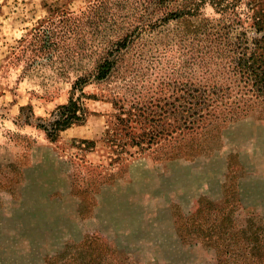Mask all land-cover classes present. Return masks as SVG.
Listing matches in <instances>:
<instances>
[{
    "label": "rangeland",
    "instance_id": "1",
    "mask_svg": "<svg viewBox=\"0 0 264 264\" xmlns=\"http://www.w3.org/2000/svg\"><path fill=\"white\" fill-rule=\"evenodd\" d=\"M173 6L152 0H0V264H44L83 243L103 245L129 264H215L211 249L180 239L178 221L195 222L196 208L231 202L233 192L245 213L264 218V118L248 116L218 133L202 134L199 125L196 136L181 139L173 129L180 128V115H162L160 125L175 131L176 145L163 137L155 152L113 160L111 148L137 149L117 128L111 95L168 98L187 74L199 73L185 65L182 27L175 20L146 27ZM236 10L246 18L244 1ZM61 12L86 18L65 37L69 49L31 63L22 40ZM204 12L218 18L209 4ZM123 32L134 41L119 68L103 81H89L83 96L72 91L76 70L90 72ZM69 97H80L85 121L50 141L36 123H45ZM29 110L37 120L26 124ZM136 126L132 132L139 133Z\"/></svg>",
    "mask_w": 264,
    "mask_h": 264
},
{
    "label": "trees",
    "instance_id": "2",
    "mask_svg": "<svg viewBox=\"0 0 264 264\" xmlns=\"http://www.w3.org/2000/svg\"><path fill=\"white\" fill-rule=\"evenodd\" d=\"M152 1L157 6L173 4V11L162 19H156L153 25L146 24V27L154 30L170 19L175 20L182 27L179 39L184 46L182 56L185 65L187 68L195 66L199 73L195 77L187 74L183 78L185 81L180 84L181 88L173 90V95L168 98L154 99V96H150L147 101L141 94L135 98L125 94L111 95V103L118 111L115 116L117 128L129 136L130 146L137 149L130 152L123 148L124 145L119 150L111 148V152L117 156L113 160H124V154L132 156L150 150L155 152L159 139L163 137L168 143L174 141L176 145L178 141L173 136L175 131L168 125H160L162 115H180V128L173 129L179 131L178 137L181 139L196 136L194 132L200 129L199 125L202 134V130L218 133L229 123L248 116L264 118V0ZM240 1H244L247 12L245 19H241L236 10ZM207 4L214 9L218 18H209L205 14ZM85 18V14L72 17L61 12L47 26L34 29L30 39L22 40L24 45L21 50L23 53L30 50L31 63L37 59L49 60L50 57L60 56L69 49L65 45V37L70 35L73 28L77 29ZM147 20L153 21L150 18ZM130 34L123 32L117 41L107 46L104 56L94 62L90 72L79 67L71 90H77L83 96V87L89 81H103L113 74L122 63L123 53L134 41ZM122 80L129 82L124 78ZM232 92L235 93L231 99L228 95ZM80 97H69L67 103L57 107L45 123H36V128L42 130L50 141H54L59 133L83 123L86 109ZM29 111L25 116L22 115L26 124L37 120ZM136 125L140 127L139 133L132 132ZM183 131L188 133L183 134ZM109 137L112 139L113 134ZM174 147L168 146L170 149ZM193 151L191 154L196 153L197 148ZM205 204H209L205 210L196 208L194 216L198 218L194 223L177 222L176 231L180 239L211 249L215 264H264V218L258 214L245 213L234 192L231 202L225 199L220 203ZM44 264L129 263L103 245L92 248L83 243L74 252L69 250L46 258Z\"/></svg>",
    "mask_w": 264,
    "mask_h": 264
}]
</instances>
